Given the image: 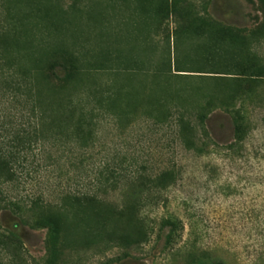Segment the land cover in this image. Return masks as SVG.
I'll return each mask as SVG.
<instances>
[{
  "label": "rangeland",
  "instance_id": "rangeland-1",
  "mask_svg": "<svg viewBox=\"0 0 264 264\" xmlns=\"http://www.w3.org/2000/svg\"><path fill=\"white\" fill-rule=\"evenodd\" d=\"M1 125L19 158L0 163V201L23 216L0 226L25 264L47 258L52 215L50 264L126 246L113 264H264L261 0H0V142ZM0 264L22 262L0 246Z\"/></svg>",
  "mask_w": 264,
  "mask_h": 264
},
{
  "label": "trees",
  "instance_id": "trees-1",
  "mask_svg": "<svg viewBox=\"0 0 264 264\" xmlns=\"http://www.w3.org/2000/svg\"><path fill=\"white\" fill-rule=\"evenodd\" d=\"M261 2L264 5V0H261ZM53 66H54V68H56V67L62 68L66 72L68 71V66L65 63L57 64V62L54 61ZM244 70H246L245 72L247 73L245 75L254 76V74H256L255 72H257V70H259V67L248 66ZM6 127H7L6 125H1V130L3 132H6V137H1L2 140L0 142V163L1 164L3 163L6 165V167H9L10 165L15 164L17 162L19 155L13 154L12 150H8L9 144L6 143V141H8L7 140L8 135H11L12 133H14L13 131L16 128V125H11V126L7 127V129H6ZM241 128L242 127H240L239 118H237L236 129H237V131L240 132ZM203 135H205V137H206L205 132ZM20 166L25 167V163L23 162V164H20L18 167H20ZM11 169L12 168H9L10 173H12ZM125 197H126V199H133V200L138 201L141 204H144V200H142V196L139 193L133 194L130 190L127 189L125 192ZM158 197L159 196L155 197V199H153V200L154 201H160L161 199H158ZM153 200H152V202H153ZM2 203L3 202L0 201V211L3 209H7L10 206H14L12 204L2 205ZM156 204H158V203L155 202L153 205H156ZM10 209L13 210L15 213H17L20 217L23 216L22 213L17 209L16 206L10 207ZM143 216H144V214H143ZM144 219L149 221L148 216H145ZM43 223L46 224L48 226V229H49L48 256H47V258H45L43 260V264H50L54 261V258L56 257L58 250H59V247L61 245L59 240H60V237L62 236V233L64 231L65 222H64V219L61 215H52V216H47L45 219H43ZM150 223L148 224V229H147L148 233L151 230V228L149 227ZM159 230L161 232L165 233L167 245H173L174 243L177 242V239L181 238L182 232L184 230V225L178 219V217L172 215V216H169L167 218H162ZM0 246L5 248L6 251H8V253L11 254V256L18 259L20 262H22V264H25V262L27 261V251L25 250L24 245L20 241L17 234L10 231V230L3 229L1 226H0ZM126 250L127 251H124L117 258L109 259V260L104 261L100 264H113V263H116V262H119L121 260L128 258L131 254L129 251L130 248L128 249V247L126 246Z\"/></svg>",
  "mask_w": 264,
  "mask_h": 264
}]
</instances>
